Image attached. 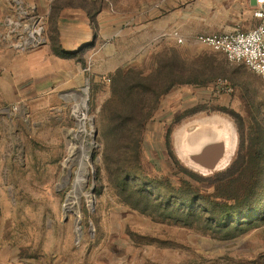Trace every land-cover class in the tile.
<instances>
[{
  "label": "rangeland",
  "instance_id": "1",
  "mask_svg": "<svg viewBox=\"0 0 264 264\" xmlns=\"http://www.w3.org/2000/svg\"><path fill=\"white\" fill-rule=\"evenodd\" d=\"M150 1L0 0V44L15 53L38 50L60 41L61 16L85 12L96 37L75 58L89 67L91 53L108 42L101 29L114 18L123 30L144 20ZM164 4L183 12L193 0ZM100 13L110 17L100 20ZM35 26L44 41L18 51L19 34ZM173 30L152 48L140 39L138 52L123 32L117 70L86 71L82 86L60 94L64 88L49 86L34 100L11 102L10 115L0 112V264H264V160L253 185L225 200L170 153L199 176L226 170L239 143L229 111L245 117L247 131L257 129L256 119L264 128V79L197 41L199 34H183L179 43ZM95 56L100 64L102 55ZM85 100L83 124L75 107ZM141 115L148 117L140 126ZM216 116L230 122V131L210 123ZM214 142L225 154L209 168L194 156ZM71 143L90 155L80 211L66 205L80 167L65 165Z\"/></svg>",
  "mask_w": 264,
  "mask_h": 264
},
{
  "label": "crops",
  "instance_id": "2",
  "mask_svg": "<svg viewBox=\"0 0 264 264\" xmlns=\"http://www.w3.org/2000/svg\"><path fill=\"white\" fill-rule=\"evenodd\" d=\"M164 1L151 0L145 9L144 20H135L136 24L125 30L115 23V18L113 25L101 29V32H107L103 37H106L108 42L91 53L89 67L75 58L76 52L92 45L96 37L91 19L85 12L61 16L57 36L60 41L56 39L52 44L38 50L15 53L8 45L0 44V112L10 115L16 111L11 102L34 100L43 91H48L49 86L50 89L53 86L54 89L64 88L59 94L74 86H82L89 77L86 71L91 70L96 76H104L117 70L121 64L119 59L116 62V49L121 44L123 32H128L131 49L134 48L138 52V46H142L144 42L147 48L159 46L165 38H171L167 32L173 29H178L185 38L184 35L212 34L218 30L219 33L239 28L249 30L259 23L254 16L255 0H193L192 6L183 12L181 9L166 11ZM107 17L110 15L102 16L100 13L99 19L107 21ZM190 24L193 26L189 27ZM142 38L145 39L144 42H141ZM97 54L102 55L100 64L95 61ZM42 77H45L43 84L39 82ZM206 146L208 145L205 144L201 151ZM224 152L222 148V154L215 165L223 159Z\"/></svg>",
  "mask_w": 264,
  "mask_h": 264
},
{
  "label": "trees",
  "instance_id": "3",
  "mask_svg": "<svg viewBox=\"0 0 264 264\" xmlns=\"http://www.w3.org/2000/svg\"><path fill=\"white\" fill-rule=\"evenodd\" d=\"M229 112L237 124L239 143L236 156L226 170L217 172L211 176H199L181 165L172 150H170L175 163L183 172L191 175L198 181H208L213 185L214 192L212 196L215 199L230 200L240 198L244 188L253 185L257 170L262 168V161L264 160V128L261 126V122L256 119L257 129L254 130L252 125L250 131H247L245 117L235 110H230ZM147 117L144 115L139 116L137 124L141 126ZM137 134L139 138L137 137L138 141H133L136 143L132 150L134 156L138 157L142 131H137ZM125 135L130 140L133 137L129 132H126Z\"/></svg>",
  "mask_w": 264,
  "mask_h": 264
},
{
  "label": "built area",
  "instance_id": "4",
  "mask_svg": "<svg viewBox=\"0 0 264 264\" xmlns=\"http://www.w3.org/2000/svg\"><path fill=\"white\" fill-rule=\"evenodd\" d=\"M254 16L259 23L249 30L236 29L222 33L199 34L196 40L224 52L229 61L243 63L264 79V0H255ZM171 35L179 43L185 41L176 29ZM43 41L41 28L35 26L31 32H21L14 45L24 51L40 45Z\"/></svg>",
  "mask_w": 264,
  "mask_h": 264
},
{
  "label": "bare ground",
  "instance_id": "5",
  "mask_svg": "<svg viewBox=\"0 0 264 264\" xmlns=\"http://www.w3.org/2000/svg\"><path fill=\"white\" fill-rule=\"evenodd\" d=\"M87 107H88L87 106V100L84 101L83 105L78 104L75 107V113L78 116L79 120L83 124L86 123L87 118H88L87 114L83 110V109L86 110ZM210 123L214 124L216 126L223 124L225 126L226 132H227V130L230 131V128H231L230 122L228 120L222 118V117H219V116L212 118L210 120ZM221 131H223V130H221ZM230 136H232V135H230ZM84 137H85L84 139L89 138L88 136H84ZM234 145H235V141H234V144L231 145L230 149L233 150ZM69 149L71 152V156L65 162L66 167H68L70 165L69 163L71 161H78L80 167H79V170L77 171V176L73 182L74 183L73 190L71 191V193L69 192L70 194H69V197L67 199L66 205L69 207H76L77 210L80 211L81 195L83 193L85 180L87 179V177L89 175L87 165L90 162V157H89L90 155H89V153L86 152V146L84 144H82L81 146L78 147L77 145L71 143ZM80 219H81V213H79L77 221L79 222Z\"/></svg>",
  "mask_w": 264,
  "mask_h": 264
},
{
  "label": "water",
  "instance_id": "6",
  "mask_svg": "<svg viewBox=\"0 0 264 264\" xmlns=\"http://www.w3.org/2000/svg\"><path fill=\"white\" fill-rule=\"evenodd\" d=\"M222 154L221 144H212L206 146L199 154L194 156V159L204 166L213 168Z\"/></svg>",
  "mask_w": 264,
  "mask_h": 264
}]
</instances>
